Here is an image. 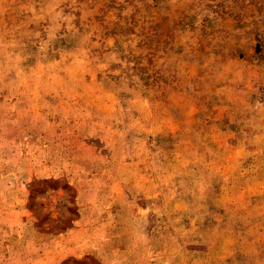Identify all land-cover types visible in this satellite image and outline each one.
I'll return each instance as SVG.
<instances>
[{
  "label": "rangeland",
  "instance_id": "1",
  "mask_svg": "<svg viewBox=\"0 0 264 264\" xmlns=\"http://www.w3.org/2000/svg\"><path fill=\"white\" fill-rule=\"evenodd\" d=\"M0 264H264V0H0Z\"/></svg>",
  "mask_w": 264,
  "mask_h": 264
}]
</instances>
